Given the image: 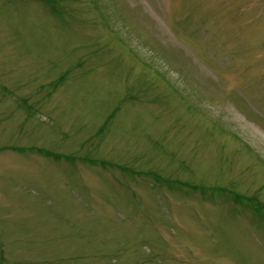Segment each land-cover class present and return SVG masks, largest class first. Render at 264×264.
I'll list each match as a JSON object with an SVG mask.
<instances>
[{
	"label": "rangeland",
	"instance_id": "rangeland-1",
	"mask_svg": "<svg viewBox=\"0 0 264 264\" xmlns=\"http://www.w3.org/2000/svg\"><path fill=\"white\" fill-rule=\"evenodd\" d=\"M0 264H264V0H0Z\"/></svg>",
	"mask_w": 264,
	"mask_h": 264
}]
</instances>
